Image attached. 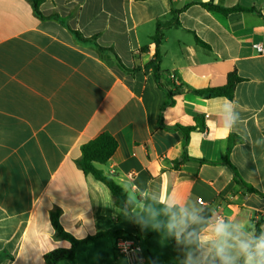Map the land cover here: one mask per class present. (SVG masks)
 I'll return each mask as SVG.
<instances>
[{"label": "crops", "instance_id": "0c3cea01", "mask_svg": "<svg viewBox=\"0 0 264 264\" xmlns=\"http://www.w3.org/2000/svg\"><path fill=\"white\" fill-rule=\"evenodd\" d=\"M202 3L259 13L223 15ZM172 8L181 10L180 26L163 29L160 78L167 85L174 75L184 92L161 115L166 93L152 36ZM39 11L31 0H0V264H46L47 253L70 248L56 236L55 213L77 239L139 234L141 258L152 264H183L168 228L180 208L200 217L188 227L194 233L219 216L249 231L262 222L264 232V196L220 163L230 135L222 138L212 121L225 98L193 93L225 85L234 70L242 78L230 161L264 193V143H256L264 141V55L253 48L264 45V0H45ZM178 125L196 127L187 142ZM103 133L118 147L98 167L136 202L138 230L108 187L77 165L82 145ZM166 199L178 207L169 212ZM114 253L117 242L104 238L58 264H114Z\"/></svg>", "mask_w": 264, "mask_h": 264}, {"label": "trees", "instance_id": "16d2710c", "mask_svg": "<svg viewBox=\"0 0 264 264\" xmlns=\"http://www.w3.org/2000/svg\"><path fill=\"white\" fill-rule=\"evenodd\" d=\"M31 1L33 3V7H34L36 14L40 17H43L39 11V8H40V5L45 0H31ZM201 5L209 11L218 12L223 15H228L233 12H257L259 13L255 8H247V7H242V6H236L232 8H223L220 6H216L212 3H202ZM180 12L181 10H176L172 8L171 13H170L171 18L168 21L157 20L156 32L152 36V39L154 40L156 44V48H157L156 58L152 62V64L154 65L153 70L155 73L158 87L164 90L166 93V101L164 103V106L161 109V115L168 107L174 106L176 104L177 97L181 96L184 92L182 85H177L173 80L169 81L166 85L162 83L161 78H160L159 48L164 38L163 29L169 28L171 26H175V27L180 26V22L178 19V15ZM76 36L78 37L79 40L83 42L90 41V39L84 38L78 32H76ZM196 41L199 44H204L198 37H196ZM98 49L99 51L107 50L102 47H98ZM240 82H242V78L238 75L237 71L234 70L228 74L225 85L220 86V87L201 89V90H193V93L196 96L207 98V99L216 98V97H224L229 100H233L236 86ZM198 119L199 118H197V120ZM176 128L183 132L186 142L189 140L191 132L196 129L195 126L183 127L181 125L176 126ZM237 141H238V138L236 136L234 135L229 136L227 150H226L224 157L220 161V163L230 168L236 183L241 185L247 192L256 193V194H259L260 196H264V193H260L259 191H257L251 185L247 184L242 179L238 170L230 161V154L232 152L234 145L237 143ZM117 147H118V144H117L116 139L109 133H103L97 138L82 145L81 147L82 154H81V157L77 160V165L83 170L85 174L92 175L96 180L102 182L104 185L108 187V189L110 190L112 194L114 205L120 209L129 211L131 220L135 228L138 230V226H137L138 215H136L133 212L136 202L128 196V194L116 182V180L113 177L105 175L103 170L98 167V165H105L110 160V158L114 155ZM187 158L188 157L184 156L183 160L185 161L187 160ZM201 161L216 163V162L207 161L205 159H201ZM52 223H53L54 230L56 232V236L60 239L68 241L71 244V247L68 249L59 248V249H56V250H53L47 253L44 256V260L46 264H58L59 262L63 260L73 261L76 258L77 250L80 246L93 244L97 242L98 240H101L104 238H110V239L115 240L116 242H118L121 239L123 240L133 239L136 242L140 240L139 234H132L130 232H126L123 230L113 231V232H99L95 235L88 236L83 239H77L64 230V228L61 226L59 222V216L57 213L53 214ZM261 224L262 222L256 223L254 232L256 233L261 232V228H260ZM187 234L195 235V233L190 229H187L186 235ZM182 240H183V237H181L179 240L176 238L174 241V244L176 248L178 249L180 256L185 257L186 252L189 250V248H193L194 245L186 246L185 243L182 242ZM152 262L155 263V260H152Z\"/></svg>", "mask_w": 264, "mask_h": 264}, {"label": "clouds", "instance_id": "9594fccd", "mask_svg": "<svg viewBox=\"0 0 264 264\" xmlns=\"http://www.w3.org/2000/svg\"><path fill=\"white\" fill-rule=\"evenodd\" d=\"M213 114L219 119L212 124L221 132L222 138L237 130L241 118L234 101L225 98ZM164 203L169 212L178 207L174 200L166 199ZM199 222L200 217L185 208L170 215L169 230L178 240L183 237L186 246L194 245L186 252L183 264H264V232L249 231L239 222L218 217L202 232L186 235L190 223Z\"/></svg>", "mask_w": 264, "mask_h": 264}, {"label": "built area", "instance_id": "2783aa9c", "mask_svg": "<svg viewBox=\"0 0 264 264\" xmlns=\"http://www.w3.org/2000/svg\"><path fill=\"white\" fill-rule=\"evenodd\" d=\"M253 48L257 51L258 54L264 55V45L260 43H255L253 45ZM171 80H173L175 83L177 82L176 77L174 75L171 76ZM199 203L201 205H205V202L202 199H199ZM137 244L138 243L133 239H128V240L121 239L117 242V249L120 255L129 258L130 264H134L142 259L140 254V248L138 247Z\"/></svg>", "mask_w": 264, "mask_h": 264}, {"label": "rangeland", "instance_id": "374dc122", "mask_svg": "<svg viewBox=\"0 0 264 264\" xmlns=\"http://www.w3.org/2000/svg\"><path fill=\"white\" fill-rule=\"evenodd\" d=\"M114 257H115L114 264H130L129 258H127V257L120 256L117 253H114ZM112 261H109V262H112ZM168 262L169 261H164L163 259H159V261H157L156 264H168ZM134 264H152V262L148 257H146V259H145L142 256V259L137 261ZM175 264H177V263H175Z\"/></svg>", "mask_w": 264, "mask_h": 264}]
</instances>
